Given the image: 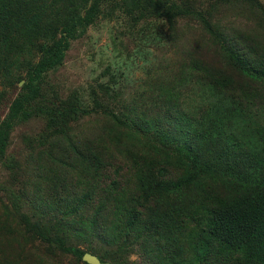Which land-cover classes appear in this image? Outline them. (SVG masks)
<instances>
[{
  "label": "trees",
  "instance_id": "16d2710c",
  "mask_svg": "<svg viewBox=\"0 0 264 264\" xmlns=\"http://www.w3.org/2000/svg\"><path fill=\"white\" fill-rule=\"evenodd\" d=\"M105 13L127 18L132 37L162 19L193 39L134 95L108 72L90 110L77 97L49 110L44 157L25 178L5 162L11 134L38 110L70 40ZM0 87L18 89L0 121V164L12 170L0 186V264H86V253L109 264H264L260 0H0ZM83 113L90 138L70 125Z\"/></svg>",
  "mask_w": 264,
  "mask_h": 264
},
{
  "label": "rangeland",
  "instance_id": "374dc122",
  "mask_svg": "<svg viewBox=\"0 0 264 264\" xmlns=\"http://www.w3.org/2000/svg\"><path fill=\"white\" fill-rule=\"evenodd\" d=\"M260 2L264 4V0ZM54 13L55 10H52L49 15L53 17ZM215 16L224 22L226 19L233 20L234 28L242 25L238 23L240 18L234 17L233 14L224 13ZM182 24L184 28V23ZM149 25L150 28L145 31V35L132 37L129 34L131 29L127 18L119 14L105 13L94 24L83 28L84 31L78 30L76 37L70 40L63 64L45 74L42 94L39 96V102H42L38 110L29 120L19 123L14 128L5 162H19L18 170L26 178L25 170L26 167L32 166L31 161L35 162L44 157L41 152L44 150L43 137L51 131L49 110L52 111L56 107L68 108L73 103L74 97L81 98L83 105L81 110L84 108L90 110L92 93L98 84L110 78L108 72L117 78L116 88H121L125 94L134 95L136 92L134 90L142 86L146 77L155 76V73L150 75L154 70L165 69L166 71L170 68V64L175 59L174 56L181 54L183 40L193 39L189 37L191 33L188 31L190 30L181 29L176 33L166 31V24L162 19H157L154 23L150 22ZM137 28L145 30L142 24L137 25ZM29 50L30 53L34 52L31 46H25L26 56ZM31 54L34 61L36 54ZM164 59L171 63L163 68L160 63ZM168 75L170 78L171 75ZM22 84L20 83L19 86ZM0 90L6 93L5 99L0 100L1 121L8 112L9 104L16 98L18 89L0 87ZM86 114H80L84 117L80 118L79 115L78 120H71L70 125L73 129L82 130L84 135L88 136L90 134L86 132V129L89 124L93 123V120L92 117L85 116ZM11 172L12 170H5L0 164V186L7 185ZM23 177L20 178L23 179ZM2 198L5 197L0 191V199ZM133 260L137 261L136 258H131L127 264H137Z\"/></svg>",
  "mask_w": 264,
  "mask_h": 264
},
{
  "label": "water",
  "instance_id": "95a60500",
  "mask_svg": "<svg viewBox=\"0 0 264 264\" xmlns=\"http://www.w3.org/2000/svg\"><path fill=\"white\" fill-rule=\"evenodd\" d=\"M82 261L86 264H109V263H102L96 256L86 253L82 257Z\"/></svg>",
  "mask_w": 264,
  "mask_h": 264
}]
</instances>
